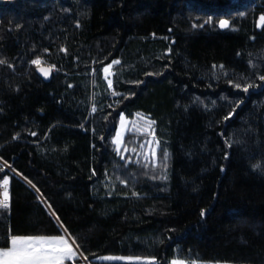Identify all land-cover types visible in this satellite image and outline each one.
<instances>
[{"label": "trees", "instance_id": "16d2710c", "mask_svg": "<svg viewBox=\"0 0 264 264\" xmlns=\"http://www.w3.org/2000/svg\"><path fill=\"white\" fill-rule=\"evenodd\" d=\"M261 16L264 0H0V247L70 234L74 264H264ZM136 113L159 145L126 164L114 137Z\"/></svg>", "mask_w": 264, "mask_h": 264}, {"label": "snow or ice", "instance_id": "6c2138e0", "mask_svg": "<svg viewBox=\"0 0 264 264\" xmlns=\"http://www.w3.org/2000/svg\"><path fill=\"white\" fill-rule=\"evenodd\" d=\"M260 21L264 24V16L260 17ZM219 26L221 28L229 27V22L227 20H220ZM4 63V61H0ZM33 64L40 66L42 61L40 58H37L32 61ZM120 61H113V64H119ZM55 66L52 65L49 68H40V71L45 75H49L52 68ZM112 65H108L103 68L105 73V79L107 80L108 87H112V80L108 77L111 75L110 68ZM264 79V77H261ZM240 87V85H236ZM248 87H251L249 85ZM248 87L243 88V91L247 92ZM95 111V107H93ZM139 115V114H138ZM141 120L146 121V128L152 129L155 121L149 120L143 116H140ZM122 129L124 128V117H121ZM152 134L154 136V129H152ZM115 143L120 145L122 143V134L118 133ZM156 145H159V142H155ZM127 151V149H125ZM116 151L119 153L120 148L117 147ZM135 151V149H132ZM155 153L153 152V155ZM164 159L167 160V153H164ZM3 170V166H0V171ZM22 175V174H21ZM2 179V184H0V189H2L3 198L0 199V209L9 208V180L6 177ZM27 180V178H24ZM31 184V181H27ZM34 187V186H33ZM51 206L49 205V208ZM55 213L53 212V215ZM203 215V213H202ZM58 219V218H57ZM66 231V230H65ZM10 246L0 247V264H66V261H72L74 264L75 258L82 253L79 252V245L76 243L75 238L71 237L70 234L66 237L65 235L47 237V236H19L12 235L9 240ZM86 259V257H84ZM103 259L107 260H139V257H104ZM148 264H154V259L149 260ZM173 264H184L183 261H173Z\"/></svg>", "mask_w": 264, "mask_h": 264}, {"label": "rangeland", "instance_id": "374dc122", "mask_svg": "<svg viewBox=\"0 0 264 264\" xmlns=\"http://www.w3.org/2000/svg\"><path fill=\"white\" fill-rule=\"evenodd\" d=\"M110 72H111V75L108 77L109 79H111V76L113 73L112 68H110ZM140 116H143L149 120H152L149 116L142 114V113H136L135 115L131 117L122 116L124 117V121H123L124 128L122 129L121 127L122 121L120 119L118 130H117L116 136L114 137L115 147L116 149L117 147L120 148L119 154L121 155V159H123L126 164L138 163L144 157H155L156 156V151H157L158 146L156 145L155 143L156 140L152 134L153 125H152V129L146 128L145 126L146 121L141 120ZM263 128H264V116H263ZM118 133L122 134V143L120 145H117L115 143ZM125 149H127V151ZM132 149H135V151H132ZM153 152L155 153L154 155H153ZM2 198L3 196L0 193V199ZM65 236L67 237L68 235L65 234ZM47 237H53V236H47ZM173 261H183L184 264H252V263H234V262H229V261H197V260L186 261L183 259H175ZM80 264H88V262L83 261Z\"/></svg>", "mask_w": 264, "mask_h": 264}, {"label": "water", "instance_id": "95a60500", "mask_svg": "<svg viewBox=\"0 0 264 264\" xmlns=\"http://www.w3.org/2000/svg\"><path fill=\"white\" fill-rule=\"evenodd\" d=\"M50 67V65H48V64H41L40 66H37L36 67V71H37V73L45 80V81H49L50 79H51V77H52V74H53V68H52V70L50 71V73H49V75H47V76H45L41 71H40V68H45V69H47V68H49Z\"/></svg>", "mask_w": 264, "mask_h": 264}, {"label": "built area", "instance_id": "2783aa9c", "mask_svg": "<svg viewBox=\"0 0 264 264\" xmlns=\"http://www.w3.org/2000/svg\"><path fill=\"white\" fill-rule=\"evenodd\" d=\"M109 98H114L115 97V92L114 91H110V93L108 94ZM1 162V159H0ZM0 184H2V180H0ZM0 193L2 194V189H0Z\"/></svg>", "mask_w": 264, "mask_h": 264}]
</instances>
